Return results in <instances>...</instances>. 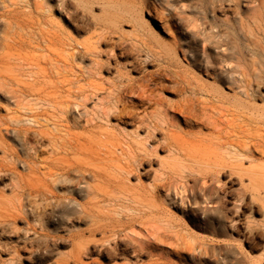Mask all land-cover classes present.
Wrapping results in <instances>:
<instances>
[{
  "label": "rangeland",
  "instance_id": "obj_1",
  "mask_svg": "<svg viewBox=\"0 0 264 264\" xmlns=\"http://www.w3.org/2000/svg\"><path fill=\"white\" fill-rule=\"evenodd\" d=\"M45 1L31 0L32 9L37 7L42 14L32 15L40 22L35 30L55 33L59 46L49 51L41 38L35 44L39 33L33 38L22 32L25 38H33L31 47L22 50L26 73L31 71L47 91L73 101L71 95L90 84L108 88L118 64L126 67L124 78L146 86L161 105L150 102L130 113L127 110L122 117L112 114L110 128L103 124L93 129L74 109L61 115L45 100L22 96L17 103L2 93L0 264H264V98L250 101L246 124L235 104L223 100L213 105L206 95L199 96L201 103L194 104L188 119L174 111L192 96L185 80L191 86L224 89L234 97L221 78L227 62L215 60L207 69L200 65L193 58L202 54V48L188 30L201 32L221 19L232 21L229 9L236 8V2L225 0L214 18L206 0H94L101 3L86 13L81 8L76 11L79 0H71V15L62 18L56 2ZM241 2L239 12H250L253 5ZM8 5L9 0H0L1 7ZM20 12L27 14L29 9L20 8ZM94 24L109 31L98 45V57L74 48L76 43L96 40L92 37L101 32ZM5 27L0 22V37ZM232 31L229 26L234 44L231 64L238 72H249L252 85L264 92V38H246ZM209 53L214 55L212 50ZM108 58L111 68L100 71L93 63ZM104 94L100 91L97 96ZM92 101L87 103L89 109ZM128 101L124 99L119 107L129 106ZM156 108L165 117L157 130L141 125V118ZM54 124L60 129L58 135H77L84 145L85 155H70L71 162L90 164L87 157L97 149L101 132L145 148L146 157L128 179H114L109 173L94 181L89 175L92 185L99 184L96 196L88 197L79 188L67 191L68 184L49 175L57 156L48 138L42 141L34 132L40 125L51 131ZM24 129H29L28 138ZM230 146L245 158L229 159ZM158 179L166 187L151 193L143 190ZM46 187L62 197L59 205L50 195L43 196ZM68 201L86 204L94 215L119 219V232L109 238L101 232L91 236V225L81 221L75 210L60 220L58 215ZM143 204H150L152 212L144 214ZM77 232L83 235L77 237Z\"/></svg>",
  "mask_w": 264,
  "mask_h": 264
},
{
  "label": "bare ground",
  "instance_id": "obj_2",
  "mask_svg": "<svg viewBox=\"0 0 264 264\" xmlns=\"http://www.w3.org/2000/svg\"><path fill=\"white\" fill-rule=\"evenodd\" d=\"M1 1L5 2V0ZM53 1L56 2L57 11L60 16H62V18H69L71 15V0H46L44 3L50 4ZM226 1H228V3H233V1L236 2V8L229 9L231 13L234 14L232 21L221 19L219 24L203 28L204 30L201 32L194 30H188V32L202 48V54L193 58L198 61L200 65H203L207 69L214 64L215 60L227 62L228 65L225 66V70L221 72V78L229 84L226 89L235 92V95L234 97H230L228 91L212 85L206 86L197 84L191 86L189 81L185 80L188 88L192 92V96L187 97L182 103L177 104L174 110L175 112H179L185 119H188L189 116L192 115L194 104L201 103L199 96L206 95L213 105L223 102V100L235 104V109L239 117L242 119V122L246 124L252 110L249 104L250 101L256 100V96L261 98L260 100L264 98V92L260 91L259 85H252L249 72L245 70L238 72L235 66L231 64L234 58V44L233 37L228 32L230 26L233 33L237 32L239 35H243L246 38L253 36L259 37L260 35L264 38V0H248L249 4L253 5V7L250 12L244 15L239 12V8L242 5L241 0ZM79 2L80 4L76 11L81 8L84 13L93 11L94 7L98 8V5L101 3L100 1L94 0H79ZM206 2L208 9H210L214 18H216L217 8H221L225 0H206ZM42 7H44V5H42ZM20 8L29 9V13L22 14ZM183 10L184 6H182V11ZM33 13L42 17L37 7L32 9L31 0H9L8 6H0V22H4L6 26L0 37V95L5 93L12 96V98L17 100V103H20L22 96L36 97L37 99L45 100L50 103L56 113L61 115H65L68 111L74 109L78 117H85L87 126L93 129L104 125L110 128L108 120L112 114L118 113L119 116L122 117L124 114H127V110L129 111L128 113H130L131 110H138L139 106H144L146 103L150 102H153L157 106L161 105V102L155 98V95L150 92L146 86L139 84L134 78H124L125 74L122 69H126V67L123 66L121 68L118 64L114 72L111 73L113 74V82L109 83L108 88L102 87V85L90 84L88 89H80L77 94L71 95L74 97L73 101L69 100L70 96H68V99L63 100L60 95L57 94V91H47L44 85L39 82L38 78L33 76L31 71L28 73L25 72L23 61L27 60V57L22 55V50L27 46L31 47L33 44L32 39L35 38L34 36L38 33L39 35L37 36L35 44L38 46V39L41 38L46 49L49 51L59 46V38L55 33L50 31L44 32L42 29H39V32H37L35 28L40 22L34 19L32 16ZM94 25V29L101 32L92 37V39L96 40L76 43L74 48L81 47L82 51L86 54L98 57L101 53L98 45L107 37L109 31L101 24ZM22 32H26L28 37L33 38H25ZM37 46L33 47L36 48ZM211 50L214 52L213 56L211 53L208 54V51ZM93 63L100 71L111 65L110 58H108L107 62L97 59ZM88 73L89 76L92 74L91 71ZM27 76L33 80L28 82L23 79V77L27 78ZM100 91L105 93L101 97L97 96ZM67 92H69V94L72 93L71 89H68ZM124 99H128L130 105L121 108L119 104H122ZM91 100H93L91 103L92 108L89 109L87 103ZM82 107L85 109L80 110ZM257 110L258 109L255 108L253 112ZM164 119L163 112L156 108V110L152 112H147L144 117L141 118L140 124H147L149 129L151 127L153 130H157ZM16 121L18 122L19 120ZM37 122L38 121H35L36 124ZM43 127H45V125H40L34 132L42 141L48 138L49 145L52 147L53 156H57L53 158V172L49 175L52 178L56 177L54 178L55 181L59 179L61 183L64 182L68 184L69 186L65 187L67 191H73L75 188H79L85 191L88 197L96 196L99 191V184L92 185L87 180L89 175L93 177L94 181H100L107 177L109 173H113L114 179H128L132 176L134 170L141 164L143 158L146 157L147 150L145 148L136 146L130 140L119 141L115 138L111 139L109 133L101 132V138L97 140V149L91 154V157H87L91 158L90 164L71 162L70 155H85L83 152L84 145L80 137L72 135L69 132L66 133L65 136L58 135L60 129L57 124H54L53 130L51 131ZM14 131L21 132V130L16 129H14ZM109 131L112 132L111 130ZM23 133L24 138H28L29 129H24ZM103 136H105L104 139L102 138ZM27 143L29 142L27 141ZM37 145L39 144L37 143ZM40 147L42 148V145H40ZM230 147L231 149L227 152L229 159L238 162L245 158L246 155L244 153L235 150L236 148L233 146ZM241 147L246 148V144L242 143ZM117 150L120 151V155L116 154ZM158 180L159 182L156 183L155 180L153 184L150 185L151 188L143 186V190L147 193H151L153 190H159L166 185L162 179ZM19 187L22 188V186ZM48 189V187H46V189L44 188L43 196L50 195L55 202H58L57 205H59V201H62V197ZM75 204L76 205L68 201L67 204L63 206L58 218L61 220L64 218L65 213L70 210H75L79 213V219L81 221L91 225L89 229V234L91 236H94L97 232H101L103 238H109L119 232V219L109 214H103L102 216L94 215L86 204ZM142 208L144 214L152 212V206H150V204H143ZM115 213L118 214L117 211H115ZM127 219L134 220L135 218L127 215ZM82 235L83 232L76 233L77 237H81ZM0 246L3 245L0 244Z\"/></svg>",
  "mask_w": 264,
  "mask_h": 264
}]
</instances>
